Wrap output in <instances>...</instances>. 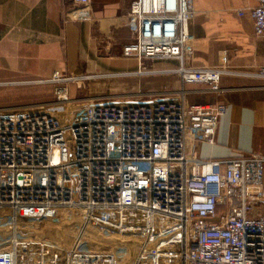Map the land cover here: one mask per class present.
Instances as JSON below:
<instances>
[{"label":"built area","instance_id":"2783aa9c","mask_svg":"<svg viewBox=\"0 0 264 264\" xmlns=\"http://www.w3.org/2000/svg\"><path fill=\"white\" fill-rule=\"evenodd\" d=\"M71 2V17L93 19L91 0ZM256 2L238 13L264 38V0ZM196 13L194 0H133L124 17L123 56L140 68L178 62L163 70L179 74L178 91L76 101L63 84L83 77L55 71L44 80L57 83L53 101L0 109V211L10 210L0 223L13 229L0 264H264V154L195 153L197 142L215 143L228 105L191 104L187 86L220 94L233 73L227 50L213 67L187 64ZM66 211L80 225L61 242L20 232Z\"/></svg>","mask_w":264,"mask_h":264},{"label":"crops","instance_id":"0c3cea01","mask_svg":"<svg viewBox=\"0 0 264 264\" xmlns=\"http://www.w3.org/2000/svg\"><path fill=\"white\" fill-rule=\"evenodd\" d=\"M132 1L91 0L93 19L77 20L70 15L74 6L71 0H0V90L15 96L17 90L12 89L46 84L44 80L55 71L73 74L96 67H135L132 58L122 56V47L128 40L124 17ZM256 3L194 0L197 13L189 24L194 54L187 64L213 67L218 64L220 52L228 50L233 71L222 77L220 94L208 96L203 84L187 86L191 104L223 101L228 105L219 121L215 143H196L199 158L225 160L264 154V86L254 75L264 66V38L255 34L250 14L239 15L237 10ZM165 84L168 89L156 87L147 92L149 95H142L162 96L178 91L180 79L168 78ZM20 103L16 99L8 101L0 109L46 102Z\"/></svg>","mask_w":264,"mask_h":264},{"label":"rangeland","instance_id":"374dc122","mask_svg":"<svg viewBox=\"0 0 264 264\" xmlns=\"http://www.w3.org/2000/svg\"><path fill=\"white\" fill-rule=\"evenodd\" d=\"M243 9V8H239ZM237 9V10H239ZM228 51V50H227ZM229 54V52H228ZM123 56V54H122ZM128 58V57H124ZM134 63L136 66L132 69L123 68H112L104 70L105 68L96 67V69H91L84 71L82 73H74L80 75L83 78L78 80V82H68L63 84L67 86L70 96L76 101L87 100L95 96H111L115 99H142L141 97H136L140 94H147L149 91H153L156 87L167 88L168 78L171 80H178L179 74L177 72H164L163 70L168 69H178L179 64L172 61H145L143 62L141 68L139 67L138 61L134 58ZM230 60V58H229ZM231 66V62H230ZM261 69V68H260ZM260 69L254 74L256 79L264 86V78L260 77ZM232 70V67H231ZM140 71V72H139ZM163 71V72H162ZM71 74V73H70ZM69 75V74H67ZM180 79V78H179ZM57 83L47 82L46 84H40L35 86L27 87H17L12 90L16 93L15 96H8L9 91L5 89L0 90V105L6 104L8 101H21L19 105L30 104L34 102L46 103L53 101L55 99ZM260 86V87H261ZM211 93L208 92V96ZM149 95V94H147ZM148 98V97H145ZM143 98V99H145ZM25 102V103H22ZM44 103V104H46ZM80 103V102H77ZM42 105V104H41ZM37 106V105H35ZM23 107V106H22ZM16 108V107H15ZM2 214H10L8 208L0 211ZM79 216L75 211L72 213L62 212L55 219H46L42 221H36L29 225L27 228L20 227V232L28 237L43 238L50 241L61 242L66 236H72L79 227ZM38 222V223H37ZM5 222L0 223V243L7 240L13 229L10 227V223L5 224ZM45 223L52 224L55 228V233L52 234L46 228L42 229L41 225ZM39 227L41 229H39ZM95 234L103 237V240L110 239L109 243L119 242L116 238L107 236L98 230H94ZM93 236V235H92ZM106 237V238H105ZM102 240V238H100Z\"/></svg>","mask_w":264,"mask_h":264},{"label":"bare ground","instance_id":"6f19581e","mask_svg":"<svg viewBox=\"0 0 264 264\" xmlns=\"http://www.w3.org/2000/svg\"><path fill=\"white\" fill-rule=\"evenodd\" d=\"M40 227H42V229L46 228L48 231H50V229H51L50 233H52V234L55 233V231H54L55 227L50 223H45V224L41 225ZM40 227H39V229H41Z\"/></svg>","mask_w":264,"mask_h":264}]
</instances>
